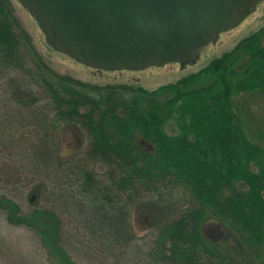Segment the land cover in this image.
I'll use <instances>...</instances> for the list:
<instances>
[{"label": "rangeland", "instance_id": "374dc122", "mask_svg": "<svg viewBox=\"0 0 264 264\" xmlns=\"http://www.w3.org/2000/svg\"><path fill=\"white\" fill-rule=\"evenodd\" d=\"M257 3L245 20L203 46L192 64L182 67L172 63L140 71L106 73L53 51L21 4L0 0V35L10 37L6 46L21 43L20 49L25 47L32 65L44 67L47 75L56 77L55 86L63 88L68 81L81 89L77 93L69 91L68 96L87 105L95 103L103 110L102 99L111 90L126 101L141 96L144 102L155 101L162 109L176 100L179 91L215 90L220 97H227L226 103L231 104L250 142L208 150L188 145L186 150L175 152L172 158L177 157L179 165L199 163L196 167L206 174L207 182H218V196L210 191L205 194L208 204L201 205L194 186L176 169L166 175L158 172V163L152 164L140 155L145 148L138 145V140L149 143L128 132L134 150L122 176L127 182L124 203L117 204L119 200L114 196L116 199L111 202H99L95 207L121 219L116 222L114 249L91 213L80 182V171L85 169L96 192L112 189L111 170L100 155L110 148H91L88 133L74 122L56 121L48 107L43 109L39 96L22 82L6 84L9 77L19 78L22 70H4L0 75V264H191L193 253H202L203 248L182 244L181 253L176 252L170 236L171 225L185 213L200 225L211 222L206 226L211 240L224 236L219 247L213 249L221 264H264V215L257 211L255 199L248 196L245 178L248 171L264 161V84L254 91H245L236 87L240 78H233L229 82L233 91L226 96L220 82L211 75L212 69L225 72L230 65L236 68L249 60V49L242 45L264 43V0ZM87 108L81 106L76 112L85 114ZM62 113L69 116L66 108ZM122 129L111 127L110 135L119 138L114 141L122 142L118 132ZM162 131L169 138L165 141L169 148L182 150L181 144L186 141L177 139L181 134L172 120L164 122ZM251 144L258 146L261 154L252 153ZM91 150L96 158L86 160L84 165L82 157ZM161 175L166 177L165 185L157 192L142 194L140 197L146 194L144 200L128 199L136 177L147 179L150 189L156 188ZM244 218L243 232L238 224Z\"/></svg>", "mask_w": 264, "mask_h": 264}, {"label": "trees", "instance_id": "16d2710c", "mask_svg": "<svg viewBox=\"0 0 264 264\" xmlns=\"http://www.w3.org/2000/svg\"><path fill=\"white\" fill-rule=\"evenodd\" d=\"M10 26L12 27V25ZM9 39L10 37L0 35V75L4 73V70L8 69L15 71L22 70V72L17 79H13L12 77L7 78L6 84L13 81H15L13 83L22 82L25 88L36 93V97L39 96L38 100L43 104V109H47L48 107L56 121L59 123L74 122L75 125L88 133L89 139H91V148H99L101 145L110 148V151L100 155L108 162L111 170L109 179L113 183L112 189L106 190L107 192H96L93 184L89 181V175L85 172V169H81L80 171V182L83 183L84 193H86L88 199L87 203L92 208L91 213L101 224V229L103 234H106L108 244L112 245L114 249H116L117 244L115 241L116 222L121 221V219L119 217L113 218L108 212H102L95 207L99 202H111L114 196L119 200L117 204L120 202L124 203L123 198H126L127 182L122 179V176L125 165L131 161L130 155L134 150L131 144L133 138L128 135L130 132L143 137V141L145 140L149 145L154 147V153L145 151L141 152L140 155H145L152 164L158 163L160 168L158 172H162L164 175L173 169L178 170L186 178L185 181L192 188L194 186L196 196L199 198L201 205L207 203L206 200L208 198L205 194L209 195L210 191L214 190L212 193L218 196L219 192L217 190H220L217 189L218 182L209 184L206 174H203L199 170V167H196L199 163L195 162L193 163L194 165L190 164L187 167L179 165L177 157L176 159L172 158L176 154L175 152L186 150L189 148L188 145L199 146L200 149L207 150L208 148L213 149L229 144L232 145L240 141H245L250 145V142L247 141L244 135L245 132H243L242 124L238 122L237 115L232 111L231 104L226 103L227 97H220L219 93L215 90L179 91L176 100L168 102V105L162 109L161 107H157V102L155 101L153 103H151L152 101L146 103L141 96H132L126 101V99L114 95L110 90L102 99V110L95 103L87 105L83 100L68 96L67 94L71 93L69 91H76L77 93L81 89L68 81L66 82L67 86H63V88H59V84L55 86L56 77L53 78L47 75L44 67H39L35 63L33 66L30 63L32 62V58L27 57L25 47L22 50L20 49L22 47L21 43L6 46L9 44ZM241 47L249 49L250 57L249 60L241 64L242 66L239 65L241 67L237 66L235 68L234 65H230L225 72H220L217 69H212L213 71L211 72V75L216 77L220 82L222 89L227 94L226 96L230 95L233 91L229 86V82L231 79L234 80L233 78H240L236 87H240L242 88L241 90L245 91H254L258 85L264 84V43L251 42ZM35 95L33 96L35 97ZM81 106L88 107V112L85 114L77 113L76 111ZM63 108H66L67 112L69 111L68 117L62 113ZM164 117L168 121L172 120L173 124L178 126L181 137L177 139L186 141L181 144L183 146L182 150L180 148L175 150L167 146L165 141L169 138L162 131L163 124L166 121ZM114 126H122V131H118L122 137L120 139L122 142L119 140L117 142L114 141V138L119 139L115 134L110 135L112 131L109 130ZM188 136L191 137L192 143L191 139L188 140ZM134 140L136 139L134 138ZM251 145L252 153L261 154L258 146ZM89 152L82 157L84 165L86 160L93 161L96 158L94 151L93 153L92 150ZM166 152L173 153L167 154ZM152 154L154 156L150 158L149 156ZM164 175H161V180L157 181L156 188L150 189L147 179L142 176L136 177L135 181L131 182V191L133 193L130 194L128 199L135 200L137 198L138 200H144L146 194L140 197L142 194L157 192L160 186L165 185L166 177ZM245 178L249 187L248 196L255 199L258 206L257 211L259 214L264 215V161L260 165L257 164L255 170L248 171ZM213 181L215 182V180ZM221 186L224 187L225 184L221 182ZM210 205L214 207L212 199H210ZM244 220L245 218L238 224V228L243 232L245 229ZM209 224L211 222L207 221L200 225L197 220L192 218L191 214L186 215L185 213L179 216L176 223L171 225L172 227L170 228L171 242L175 247V251L181 253L182 244L183 246L197 244L201 249L203 248L202 253L200 251L194 252L193 254L195 255L191 258L190 262L193 264H221L218 255L214 253L213 249L219 247L218 245L223 241L224 236L220 240L218 238L211 240L206 230V226ZM152 248L154 251L156 250L154 244Z\"/></svg>", "mask_w": 264, "mask_h": 264}, {"label": "water", "instance_id": "95a60500", "mask_svg": "<svg viewBox=\"0 0 264 264\" xmlns=\"http://www.w3.org/2000/svg\"><path fill=\"white\" fill-rule=\"evenodd\" d=\"M259 1L16 0L53 51L107 72L192 64Z\"/></svg>", "mask_w": 264, "mask_h": 264}, {"label": "flooded vegetation", "instance_id": "af4514ba", "mask_svg": "<svg viewBox=\"0 0 264 264\" xmlns=\"http://www.w3.org/2000/svg\"><path fill=\"white\" fill-rule=\"evenodd\" d=\"M201 51V50H200ZM200 51H199V54H200ZM199 54H198V56H199ZM196 61H197V59H196ZM175 63V62H174ZM178 64V63H177ZM180 65V64H179ZM164 66V65H163ZM181 66V65H180ZM153 67V66H152ZM156 67V66H155ZM162 67V66H161ZM88 68V67H87ZM89 69H91V70H94V71H102V72H106L107 73V71H104V70H95V69H92V68H89ZM147 69V68H146ZM120 71V70H119ZM119 71H115V72H119ZM109 72H112V71H109ZM108 72V73H109ZM127 72V71H126ZM129 72V71H128ZM176 128H177V130H178V134H180L179 133V128H178V126L176 125ZM177 136V135H176ZM142 144V141H140V140H138V145L140 146V147H143V148H145L146 150L145 151H148V152H150V153H154V147H152L151 145H149V144H146L145 142H143V145H141Z\"/></svg>", "mask_w": 264, "mask_h": 264}]
</instances>
